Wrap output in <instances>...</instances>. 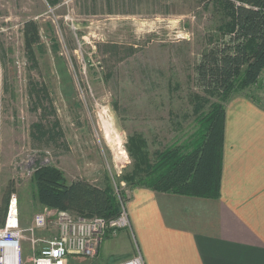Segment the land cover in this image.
Wrapping results in <instances>:
<instances>
[{
	"label": "rangeland",
	"instance_id": "374dc122",
	"mask_svg": "<svg viewBox=\"0 0 264 264\" xmlns=\"http://www.w3.org/2000/svg\"><path fill=\"white\" fill-rule=\"evenodd\" d=\"M28 21L39 28L33 53ZM222 21L221 8L202 0H0V206L8 191L17 196L25 264H34L41 240L57 234L52 215L45 228L33 227L45 209L35 197L34 170L51 164L68 182L95 185L110 178L127 207L143 187L125 179L134 170L129 137L140 134L154 158L196 131L192 95L205 94L196 65L229 41ZM34 83L48 92L40 103ZM260 83L243 94L264 104V71ZM35 123L58 134L35 138ZM128 216L94 256L72 255L67 264H116L136 255Z\"/></svg>",
	"mask_w": 264,
	"mask_h": 264
},
{
	"label": "trees",
	"instance_id": "16d2710c",
	"mask_svg": "<svg viewBox=\"0 0 264 264\" xmlns=\"http://www.w3.org/2000/svg\"><path fill=\"white\" fill-rule=\"evenodd\" d=\"M202 1L221 8L223 21L219 30L222 36H229V41L204 52L196 65L198 80L205 91L204 95H192L197 129L182 143L157 150L154 158L147 141L140 134L131 135L128 149L134 170L125 179L131 186H143L158 192L217 199L222 177L226 103L236 92L243 93L258 84L261 86L264 0ZM49 2L55 5L59 0ZM24 32L26 48L33 53V44L39 40L37 23L28 21ZM34 85V95L40 103L48 92L44 86ZM33 132L35 138H53L58 134L56 129L42 123H35ZM32 181L35 197L45 208L107 219L117 217L122 211L110 178L108 184L102 185L85 179L68 182L60 168L49 164L39 165L33 172ZM10 194L8 191L0 206L1 225L5 222Z\"/></svg>",
	"mask_w": 264,
	"mask_h": 264
},
{
	"label": "crops",
	"instance_id": "0c3cea01",
	"mask_svg": "<svg viewBox=\"0 0 264 264\" xmlns=\"http://www.w3.org/2000/svg\"><path fill=\"white\" fill-rule=\"evenodd\" d=\"M127 211L146 264H264V104L226 103L217 199L138 187Z\"/></svg>",
	"mask_w": 264,
	"mask_h": 264
},
{
	"label": "built area",
	"instance_id": "2783aa9c",
	"mask_svg": "<svg viewBox=\"0 0 264 264\" xmlns=\"http://www.w3.org/2000/svg\"><path fill=\"white\" fill-rule=\"evenodd\" d=\"M118 199L122 211L112 219L100 216L83 217L69 210L48 208L36 214L33 227L45 228L48 217L52 215L57 234L41 240L44 244L35 257L34 264H67L72 255L94 256L108 234L114 235L127 225L129 216L124 196H119ZM35 228L29 230L34 232ZM23 235L18 198L13 193L8 203L4 225L0 229V264H25L22 249ZM116 264H146V262L138 250L133 257Z\"/></svg>",
	"mask_w": 264,
	"mask_h": 264
},
{
	"label": "bare ground",
	"instance_id": "6f19581e",
	"mask_svg": "<svg viewBox=\"0 0 264 264\" xmlns=\"http://www.w3.org/2000/svg\"><path fill=\"white\" fill-rule=\"evenodd\" d=\"M10 200V199H9Z\"/></svg>",
	"mask_w": 264,
	"mask_h": 264
}]
</instances>
